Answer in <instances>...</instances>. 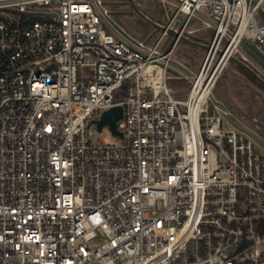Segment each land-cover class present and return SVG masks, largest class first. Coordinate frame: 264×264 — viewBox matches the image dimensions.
Returning <instances> with one entry per match:
<instances>
[{"label":"built area","instance_id":"2783aa9c","mask_svg":"<svg viewBox=\"0 0 264 264\" xmlns=\"http://www.w3.org/2000/svg\"><path fill=\"white\" fill-rule=\"evenodd\" d=\"M263 5L178 0L166 26L214 24L182 100L179 38L127 45L91 0H0V264H264V156L210 102L243 41L264 57ZM116 106L119 142H95Z\"/></svg>","mask_w":264,"mask_h":264},{"label":"rangeland","instance_id":"374dc122","mask_svg":"<svg viewBox=\"0 0 264 264\" xmlns=\"http://www.w3.org/2000/svg\"><path fill=\"white\" fill-rule=\"evenodd\" d=\"M102 1L111 12L110 17L104 16L96 0H91L111 33L125 44L134 46L136 40H145L150 32H153V28L149 24L132 12L126 0ZM134 1L142 12L162 23H166L175 11V6L178 5V0H166V3L163 0ZM258 18H264V5ZM203 19L209 22L211 27L214 26L211 19ZM213 33V29L207 28L198 32L199 35L207 39L205 44H200L204 46L209 44ZM160 35L161 32L154 31V36L148 39V45H154ZM172 39L171 36H167L162 42L166 44ZM206 52L207 50L204 48L183 42L177 44L168 75L172 77L180 75L181 77L167 80V86L171 89L173 97L187 99L194 76L205 61ZM241 54L247 58L245 62L264 78V57L247 41H243L239 45L235 56L241 59ZM210 102L223 104L224 108L230 112L229 115L224 116L225 125L247 135L253 141L256 151L264 156V89L254 84L232 62H228L215 84ZM93 140L95 142L103 140H107L109 143L119 142V139L112 135L107 127L101 132H95Z\"/></svg>","mask_w":264,"mask_h":264},{"label":"water","instance_id":"95a60500","mask_svg":"<svg viewBox=\"0 0 264 264\" xmlns=\"http://www.w3.org/2000/svg\"><path fill=\"white\" fill-rule=\"evenodd\" d=\"M126 1L130 5L132 12L136 14L137 16H139L144 22L149 24V26L154 28L156 31H159L162 33L166 32L172 38L174 39L179 38L181 41L186 42L187 44H190L192 46L204 48L207 51L210 49L209 45H205V46L201 45L200 43L195 42L189 39L187 36L181 34V32L177 30L179 22H177V24L174 27H168L166 25H161L155 22L154 20H152L146 14H144V12H142L139 9L138 5L136 4L134 0H126ZM224 53H225L224 50L220 51V56H223ZM229 62L236 64L241 70L248 72L253 78H255L264 87V78L254 68L248 65L243 59L237 58L236 56H231L229 58ZM122 115H123V108L121 106H116V107L111 108L108 111H105L102 114L101 119L97 122L98 130L101 131L103 126L108 125L114 134L121 137L122 134L118 131L116 122L122 118Z\"/></svg>","mask_w":264,"mask_h":264},{"label":"crops","instance_id":"0c3cea01","mask_svg":"<svg viewBox=\"0 0 264 264\" xmlns=\"http://www.w3.org/2000/svg\"><path fill=\"white\" fill-rule=\"evenodd\" d=\"M144 14H146L147 16H149L152 20H154L150 15H148L147 13H144ZM199 17L197 18V17H195L193 20H192V22L190 23V25H189V27L187 28V30H186V33H185V36H187L189 39H191V40H193V38H196L198 41V43H204L205 44V41L207 40L206 38H203L202 37V35H199L198 34V32H200L203 28H207V27H205L204 26V23L203 22H207L206 20H204L203 18H208V16H207V14H206V12H201L199 15H198ZM200 17H202V18H200ZM155 22H157V23H159V24H161V25H166L167 23H168V21H169V19H167V21H166V23H162V22H160V21H157V20H154ZM151 27V26H150ZM152 29V28H151ZM207 29H213V27H210V28H207ZM152 31L153 32H150V34L148 35V37L147 38H152L153 36H154V31H156L154 28L152 29ZM156 32H159V31H156ZM213 32H214V30H213ZM162 36V32H161V35H160V37ZM167 36H169V35H167ZM167 36H165L163 39H165ZM213 36H214V33H213ZM159 37V38H160ZM158 38V39H159ZM212 40H213V37L211 38V40H210V42H209V44H207V45H210V43L212 42ZM172 41H173V39H172ZM172 41H170L169 43H171ZM194 41V40H193ZM181 42H183V41H180L178 44H180ZM196 42V41H195ZM169 43H166V44H164V46L166 47V46H168L169 45ZM183 43H185V44H187L186 42H183ZM188 45H190V44H188ZM207 53V52H206ZM180 76V75H179ZM176 77H178V76H175V77H172L173 79H179V78H176ZM171 90V89H170ZM189 94V93H188ZM175 98V97H174ZM176 99H181V98H176ZM183 100V99H182Z\"/></svg>","mask_w":264,"mask_h":264},{"label":"trees","instance_id":"16d2710c","mask_svg":"<svg viewBox=\"0 0 264 264\" xmlns=\"http://www.w3.org/2000/svg\"><path fill=\"white\" fill-rule=\"evenodd\" d=\"M194 41H198L196 38H193ZM239 70H241L236 64H234ZM254 84L258 85L259 87L263 88L264 87L255 79L253 78L248 72L241 70ZM126 87H124V89L122 90V92L120 94L117 95L116 100H120L121 99V94H123L126 91Z\"/></svg>","mask_w":264,"mask_h":264},{"label":"bare ground","instance_id":"6f19581e","mask_svg":"<svg viewBox=\"0 0 264 264\" xmlns=\"http://www.w3.org/2000/svg\"><path fill=\"white\" fill-rule=\"evenodd\" d=\"M235 42H236V41H235ZM235 42L232 44V48H234V46H235ZM225 61H226V57L221 61V63H220V65H219L218 69L215 71L213 80H214V79L220 74V72H221V68L223 67Z\"/></svg>","mask_w":264,"mask_h":264}]
</instances>
